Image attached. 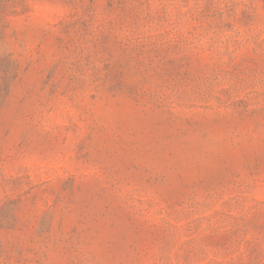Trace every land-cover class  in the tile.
<instances>
[{
    "label": "rangeland",
    "instance_id": "374dc122",
    "mask_svg": "<svg viewBox=\"0 0 264 264\" xmlns=\"http://www.w3.org/2000/svg\"><path fill=\"white\" fill-rule=\"evenodd\" d=\"M0 264H264V0H0Z\"/></svg>",
    "mask_w": 264,
    "mask_h": 264
}]
</instances>
